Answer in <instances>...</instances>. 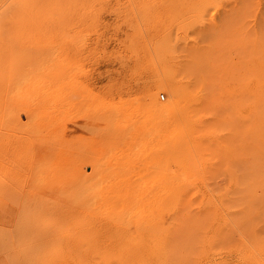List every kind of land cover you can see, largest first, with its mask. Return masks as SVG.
<instances>
[{
    "label": "rangeland",
    "instance_id": "374dc122",
    "mask_svg": "<svg viewBox=\"0 0 264 264\" xmlns=\"http://www.w3.org/2000/svg\"><path fill=\"white\" fill-rule=\"evenodd\" d=\"M262 223L264 0H0V264H264Z\"/></svg>",
    "mask_w": 264,
    "mask_h": 264
},
{
    "label": "bare ground",
    "instance_id": "6f19581e",
    "mask_svg": "<svg viewBox=\"0 0 264 264\" xmlns=\"http://www.w3.org/2000/svg\"><path fill=\"white\" fill-rule=\"evenodd\" d=\"M139 3V2H138ZM142 3V2H141ZM132 4V3H131ZM144 4V3H143ZM139 7V6H138ZM137 7V8H138ZM132 10V9H131ZM122 11V10H121ZM124 11V10H123ZM134 12V11H133ZM130 13H132V12H130ZM130 13H128V14H130ZM128 16V15H127ZM142 29V28H141ZM151 66H153V65H151ZM149 67V66H148ZM149 70H151V69H149ZM154 70V69H153ZM155 73V72H154ZM156 77H157V75H156ZM163 78V77H162ZM160 79V78H159ZM152 81H154V80H152ZM160 81H162V80H160ZM155 83V82H154ZM159 83V82H158ZM161 84V83H160ZM160 84H159V86H160ZM166 85H168L167 83H166ZM159 88V87H158ZM148 90V89H147ZM158 90V89H157ZM148 91H150V90H148ZM161 91V90H160ZM168 91V90H167ZM164 92H166V91H164ZM177 92V91H176ZM148 93V92H147ZM162 93V92H161ZM150 94H151V92H150ZM158 94V93H157ZM174 95V94H173ZM150 97H152V94H151V96ZM154 97V96H153ZM147 98H149V96H147ZM150 99V98H149ZM178 100V99H177ZM157 101V100H156ZM151 102H153V101H151ZM158 102V101H157ZM169 103V102H168ZM151 104V103H150ZM155 105V104H154ZM155 106H157V105H155ZM159 106V105H158ZM157 106V107H158ZM165 106H166V104H165ZM169 106V105H168ZM171 106V105H170ZM173 106V105H172ZM170 108V107H169ZM155 109H156V107H155ZM162 110V109H161ZM157 111V110H156ZM159 112V111H158ZM157 112V113H158ZM162 112H164V111H162ZM198 137H199V135H198ZM195 138H197V137H195ZM75 197V196H74ZM74 197H71V198H74ZM77 197V196H76ZM76 199V198H75ZM262 225H264V223H262ZM262 242H264V241H262ZM260 248V247H259ZM258 249V248H257ZM259 250V249H258ZM251 252V251H250ZM157 253V252H156ZM155 254V253H154ZM162 254H164V253H162ZM252 254V253H251ZM143 255V254H142ZM223 255V254H222ZM156 256V255H155ZM230 256V255H229ZM248 256V255H247ZM159 257V256H158ZM232 257V256H231ZM116 258V257H115ZM155 258V257H154ZM157 258V257H156ZM213 258H214V256H213ZM216 258V257H215ZM211 259H212V257H211ZM210 259V260H211ZM236 259V258H235ZM209 260V259H208ZM237 260V259H236ZM132 261V260H131ZM134 262H135V260H134ZM201 262V261H200ZM257 262V261H256ZM117 263H118V261H117ZM205 263V262H204ZM123 264V263H122ZM137 264V263H136ZM141 264V263H140Z\"/></svg>",
    "mask_w": 264,
    "mask_h": 264
},
{
    "label": "built area",
    "instance_id": "2783aa9c",
    "mask_svg": "<svg viewBox=\"0 0 264 264\" xmlns=\"http://www.w3.org/2000/svg\"><path fill=\"white\" fill-rule=\"evenodd\" d=\"M160 99L163 100V96H160Z\"/></svg>",
    "mask_w": 264,
    "mask_h": 264
}]
</instances>
